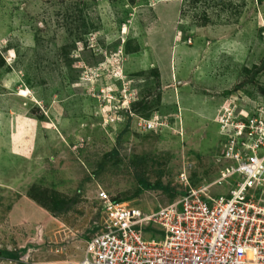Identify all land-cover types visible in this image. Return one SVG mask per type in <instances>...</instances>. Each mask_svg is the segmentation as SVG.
I'll return each instance as SVG.
<instances>
[{"label":"rangeland","instance_id":"374dc122","mask_svg":"<svg viewBox=\"0 0 264 264\" xmlns=\"http://www.w3.org/2000/svg\"><path fill=\"white\" fill-rule=\"evenodd\" d=\"M263 65L264 0H0V249L20 255L0 264L84 263L101 191L144 212L183 173L228 194L222 143L264 118Z\"/></svg>","mask_w":264,"mask_h":264},{"label":"built area","instance_id":"2783aa9c","mask_svg":"<svg viewBox=\"0 0 264 264\" xmlns=\"http://www.w3.org/2000/svg\"><path fill=\"white\" fill-rule=\"evenodd\" d=\"M238 120L215 181L234 176L228 194L192 189L183 173L178 198L144 212L101 191L100 229L85 240L82 264H264V118Z\"/></svg>","mask_w":264,"mask_h":264},{"label":"trees","instance_id":"16d2710c","mask_svg":"<svg viewBox=\"0 0 264 264\" xmlns=\"http://www.w3.org/2000/svg\"><path fill=\"white\" fill-rule=\"evenodd\" d=\"M187 39H190V38H186L184 41H186ZM264 68V65L262 66ZM257 72V71H256ZM118 150L117 148H113L112 151L108 152L105 154V156L107 155H112V154H117ZM136 180H137V184L138 186L141 188V189H161V190H167L169 191L170 188L168 186H165L161 183H151L149 182L148 180L144 179L142 176L140 175H136ZM175 190H173L172 192H174ZM113 201H117V200H113ZM100 229V226L96 223L93 224V226L86 230V234L89 233V232H92L88 237H91L93 233H95L96 231H98ZM148 229V232H154V230L150 227H147L145 230ZM85 235V234H84ZM20 251L24 252L25 251V248L21 249ZM19 254L17 251L15 250H6V249H0V258H3V259H8V260H15V261H18L19 260Z\"/></svg>","mask_w":264,"mask_h":264},{"label":"crops","instance_id":"0c3cea01","mask_svg":"<svg viewBox=\"0 0 264 264\" xmlns=\"http://www.w3.org/2000/svg\"><path fill=\"white\" fill-rule=\"evenodd\" d=\"M188 38H190V37H188ZM188 41L191 43V40L190 39H188ZM190 43H188V44H190ZM179 46H181V47H186V48H189L190 49V47L189 46H186V45H184V42L183 43H180L179 44ZM177 49H178V47H177ZM176 49V50H177ZM179 50H181L180 48H179ZM182 51V50H181ZM175 56H179V59L181 58L182 59V57L184 58H186V57H190V58H192L191 57V54H189L188 52H186V51H183V56L182 55H180V54H178L177 55V51H175L174 52V59H175ZM184 58V60L186 61V60H188V59H185ZM181 59L179 60V61H181ZM190 60V59H189ZM176 61H177V59H176ZM174 62H175V60H174ZM177 72V71H176ZM206 106H203L202 105V108H205ZM207 112V111H206ZM204 116H205V118H203V119H206L207 118V114L205 113V114H203ZM198 119H200L197 115L195 116V115H192V114H189V115H187L186 116V123H189L190 125H192L193 123V121H198ZM193 120V121H192ZM201 120H202V118H201ZM192 121V122H191ZM2 150H6V149H4V148H2ZM2 152V151H1ZM3 153V152H2ZM7 163H9V161H6ZM5 166H3L2 164H0V173H5L4 171L6 170V168H4ZM2 209H4V208H2ZM85 245V244H84Z\"/></svg>","mask_w":264,"mask_h":264}]
</instances>
